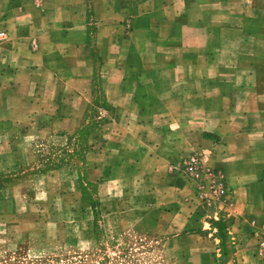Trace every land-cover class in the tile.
<instances>
[{"label":"crops","instance_id":"crops-1","mask_svg":"<svg viewBox=\"0 0 264 264\" xmlns=\"http://www.w3.org/2000/svg\"><path fill=\"white\" fill-rule=\"evenodd\" d=\"M0 30V219L15 248L69 257L131 232L179 243L181 264H261L264 0H0ZM72 136L83 152L62 163ZM191 154L224 198L184 182Z\"/></svg>","mask_w":264,"mask_h":264},{"label":"rangeland","instance_id":"rangeland-1","mask_svg":"<svg viewBox=\"0 0 264 264\" xmlns=\"http://www.w3.org/2000/svg\"><path fill=\"white\" fill-rule=\"evenodd\" d=\"M77 55V53H74L73 57L75 58ZM75 61H77V58H75ZM94 70L97 76L103 72L97 67ZM96 86L97 89L100 88V84H96ZM76 87H80L78 82L76 83ZM87 116L89 117L88 120L91 121L92 130L99 122L105 119V116L99 109V103L91 107V111L87 113ZM85 131L88 132L89 130ZM65 140V137H63L60 140L61 145L58 146L61 161L62 163H67L68 161L71 163L73 162V158L70 155L73 153L77 156L82 154L84 145L80 136H72L69 145L64 143ZM6 152L9 153V148L4 149L3 145L0 146V155H5ZM202 165L209 168L204 162H202ZM5 182L6 178L1 176L0 189ZM96 217L98 219L99 215L97 214ZM2 222L3 219L1 218L0 264H181L180 259L172 255L174 250L178 248L179 243L173 246V244L170 245L168 242L158 239L135 236L131 232H125L121 236L104 231L105 235L101 236L99 245L94 246V249L90 252H82L69 257L58 256L56 253L53 256L37 257L31 254L26 246L17 249L7 240ZM97 233L101 234L99 229H97ZM165 246H168L166 249L167 252L164 251Z\"/></svg>","mask_w":264,"mask_h":264},{"label":"built area","instance_id":"built-area-1","mask_svg":"<svg viewBox=\"0 0 264 264\" xmlns=\"http://www.w3.org/2000/svg\"><path fill=\"white\" fill-rule=\"evenodd\" d=\"M4 36L5 32L0 31V39ZM179 166H181L184 182L191 185L199 201L220 200L226 196L227 189L221 173L204 167L198 154H191L181 160ZM252 224L255 226L252 231L256 241L255 257L264 264V223L256 225L255 221H252Z\"/></svg>","mask_w":264,"mask_h":264}]
</instances>
